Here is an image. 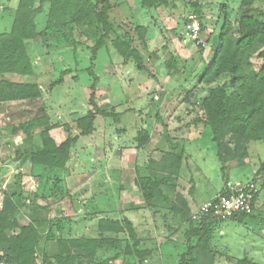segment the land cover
<instances>
[{
  "label": "rangeland",
  "instance_id": "obj_1",
  "mask_svg": "<svg viewBox=\"0 0 264 264\" xmlns=\"http://www.w3.org/2000/svg\"><path fill=\"white\" fill-rule=\"evenodd\" d=\"M174 1L175 7L168 15L164 7L154 12L143 7L140 0H113L110 14L116 28L101 48L97 43L103 31L96 20H89L73 30L46 29L50 5L45 2L36 18L39 35L24 41L33 75H4L5 79L16 83L32 82L41 93L31 99L0 103V206L2 192L13 193L20 187L25 200V207L18 215L22 224L28 223L24 216L33 214L35 206H43L44 210L37 214L46 220L41 251L55 252L60 237L97 238L100 220H109L121 225L131 222L140 241L152 240L150 252L165 248V251L184 254L187 246L182 245L188 219L169 208L164 194L158 204L147 202L156 204L155 207L149 206L135 186L138 175L149 173L147 158L153 152L156 158H161L163 151L182 154L185 165L179 175L184 177L185 187L163 186V193H168L172 199L182 191L188 202L194 197L200 204L218 190L221 192L228 181L247 183L254 179L260 190L257 208L264 212V141L250 142L248 163L230 165L225 183L212 131L201 121V103L210 86L199 83L197 64L201 59L205 61L199 67L204 71L206 62L212 59L213 50L206 40L223 21L221 5L226 4L234 22L233 31H237L242 14L241 0ZM190 1L202 5L206 27L198 39L202 49L184 30V18L194 10L186 8ZM39 4L40 0H36L34 7L38 8ZM19 5L20 0H0V34L12 31ZM254 7L262 8L263 3H255ZM136 24L149 27V46L138 45L145 52L147 67L144 70L132 61L126 64L112 44L118 33L129 31ZM172 56L176 70L167 67ZM252 61L257 68L262 65V60L256 56ZM89 68H93L94 75L89 73ZM224 80L225 77L219 83ZM92 88L96 91L98 105L115 110L120 117L97 115L96 131L83 136L78 120L89 111ZM158 112L161 119L157 118ZM26 121L29 122L28 132L19 130L14 134L12 126ZM147 125L149 138L155 135V144H148L139 151L137 137ZM46 129L56 144L78 136L72 144V156L62 170H49L30 161L31 153L42 150V133ZM119 150L124 156L117 153ZM189 182L196 184V195L190 194ZM195 211L191 215L193 220ZM248 225L230 219L220 222L214 246L221 264H235L244 256L264 264V231L259 229L260 225ZM127 233V230L112 231L106 236L123 238ZM111 250L101 252L102 257L111 256ZM115 263L138 264L135 254L121 255Z\"/></svg>",
  "mask_w": 264,
  "mask_h": 264
},
{
  "label": "trees",
  "instance_id": "obj_2",
  "mask_svg": "<svg viewBox=\"0 0 264 264\" xmlns=\"http://www.w3.org/2000/svg\"><path fill=\"white\" fill-rule=\"evenodd\" d=\"M140 1L143 7L154 12L164 7L168 15L175 7L174 0ZM45 2L50 5L46 29L73 30L80 24L89 23V20H96L95 22L103 31V36L97 43V47L101 48L106 44L109 34L116 28L110 14L114 8L113 0H40L38 8L34 7L36 0H20L12 31L0 34V76L3 77L0 80V103L31 99L41 94L34 83H16L5 79L4 75L7 73L33 75L31 60L24 41L39 35L36 18L42 12ZM259 2L263 3V7H254V4ZM225 5L220 7L221 13L224 14L223 21L219 23V18L218 29L214 30L206 40L213 50L212 59L206 62L204 71H200V65L205 62L201 59L196 70L199 83L210 86L208 95L201 103L203 110L201 121L212 131L217 155L222 163L221 172L226 183L228 163L236 161L237 165H245L250 157L248 147L250 142L264 141V0H241L242 14L238 20L236 32L233 31L234 22ZM186 8L194 9L189 15H195L199 19L201 34H203L206 27L203 23L202 5L197 1H190ZM188 17L183 21L184 30H186L185 23ZM147 34V25L136 24L129 31L118 33L113 39V46L124 58L126 64L132 61L139 69H146L145 58L138 45L142 47L147 45ZM194 42L199 49L203 48L198 39H194ZM253 56L262 60L260 67H255L252 61ZM167 67L170 70H176L173 56L167 61ZM89 73L94 75L93 68H89ZM223 77L225 80L219 83ZM62 81L63 78L59 83ZM96 96V91L92 88L88 101L89 111L78 120V127H81L83 136L91 135L95 131L97 115L120 117L115 110L112 112L100 107ZM156 115L161 119L159 112ZM19 130H23L22 133L28 132L29 122H20L17 126H12L14 134ZM141 131L137 137L139 148L144 147L149 138V131L146 128ZM49 132L46 129L42 133L43 148L31 153L30 161L33 165L59 171L65 168L71 158L72 144L77 141L78 136L69 137L64 142L56 144ZM182 160V154L164 151L161 152V158L151 157L147 166L149 173L138 175L135 186L146 204L149 201L158 204L164 194L163 198L169 202V208L188 219V228L184 234L187 251L181 255L179 264H214L219 256L214 246L215 232L220 227V222L225 219L210 213L193 220L188 200L182 193H177L173 199L168 193H163L164 185L174 189L177 187ZM251 181L256 182L253 179L247 183ZM50 182L55 183L51 180ZM20 188L13 193L6 191L3 193L0 207V259L10 264H111L121 255L135 254L137 263L144 264L150 249L141 247V241L137 238L131 222L121 225L109 220H100L97 238L60 237L56 241L55 252L41 251L40 241L45 231L46 220H44L45 217L42 219L37 214L44 208L41 205L35 206L34 213L29 215L30 221L22 224L18 215L25 207V200ZM221 192L227 196L225 186ZM259 193L260 190L257 187L250 212H236L228 219L246 226L250 223L260 225L259 229L264 231V212L261 209L260 211L256 204ZM156 204L148 205L155 207ZM251 229H254L253 226ZM126 230L127 236L123 238L106 236L108 232ZM111 245L112 248H108ZM107 249H112L111 256L104 258L102 253ZM227 259L230 260V258ZM235 264L261 263L244 256L236 260Z\"/></svg>",
  "mask_w": 264,
  "mask_h": 264
},
{
  "label": "built area",
  "instance_id": "obj_3",
  "mask_svg": "<svg viewBox=\"0 0 264 264\" xmlns=\"http://www.w3.org/2000/svg\"><path fill=\"white\" fill-rule=\"evenodd\" d=\"M185 28L191 38H200L201 23L195 15H189ZM256 190L257 185L254 181L249 183L228 181L225 185L227 196L223 192L218 193L216 197L208 200L195 211L194 218L212 213L221 219H228L236 212H250ZM0 264L10 263L0 259Z\"/></svg>",
  "mask_w": 264,
  "mask_h": 264
},
{
  "label": "crops",
  "instance_id": "obj_4",
  "mask_svg": "<svg viewBox=\"0 0 264 264\" xmlns=\"http://www.w3.org/2000/svg\"><path fill=\"white\" fill-rule=\"evenodd\" d=\"M145 25V24H144ZM148 26V25H147ZM148 29H149V27H148ZM147 42H148V40H147ZM148 45V44H147ZM149 46V45H148ZM142 52V54H144L145 52L144 51H141ZM147 130L150 128L149 127V125H147L146 127H145ZM150 130V129H149ZM95 131H96V129H95ZM152 131V130H151ZM52 133V132H51ZM150 134V133H149ZM53 135V134H52ZM154 137H155V135L154 136H150V138L148 139V142H147V144L144 146V147H142V148H139L138 147V149H139V151H142V149H144L148 144H155V141H154ZM118 154H121L120 153V150L117 152ZM124 153H122V156H124L123 155ZM72 156V155H71ZM151 157H154V158H156L155 156H154V152H153V155H149L148 156V158H147V161H149L150 160V158ZM123 160H125V158L123 159ZM188 163V162H187ZM186 163V164H187ZM248 163V162H247ZM246 163V164H247ZM250 163V162H249ZM184 160H183V164L181 165V168H180V171H181V169H183L184 168ZM230 165H237V162L236 161H230L229 163H228V169H229V167H230ZM58 171V170H57ZM181 173V172H180ZM181 175V174H180ZM179 175V180L177 181V188L178 189H180V187L182 188V187H185V182H184V177H182L181 178V176ZM238 180H240V179H238ZM191 181H192V179H191ZM190 181V182H191ZM183 182V183H182ZM190 182H189V185L191 186L190 187V189H189V192H190V194H195L196 195V184L194 183V184H190ZM241 182H242V180H241ZM244 183V182H243ZM221 190V189H220ZM220 190H218L217 192H215V193H213L211 196H209L207 199H204V200H201V203L200 204H202V203H204V202H206L207 200H209L210 198H212L214 195H216L217 193H219L220 192ZM2 193H4V192H2ZM181 193L183 194V196L185 195L186 196V194L184 193V192H182L181 191ZM197 196H199V194L197 195ZM187 197V196H186ZM2 204V203H1ZM195 204V205H194ZM200 204H197V202H196V200H195V198L193 197L192 198V201L191 200H189V202H188V205H189V207H190V209H192L193 211L192 212H194L195 211V209H197L198 208V206L200 205ZM1 207V206H0ZM191 212V213H192ZM24 217H27V219H28V222L30 221V216L29 215H25ZM165 240V239H164ZM164 240L162 241L163 243H164ZM150 242H152V240H150ZM150 242H148L147 241V239L145 240H142L141 239V244H143V245H145V248H147V249H151L152 248V246H149V244H150ZM162 242H161V244H162ZM183 244V243H182ZM184 245H185V242H184V244L182 245L183 247H184ZM147 246V247H146ZM161 250H154V252L153 251H151L147 256H146V258H145V260H144V264H178V259H180V256L183 254H181L180 252L179 253H177L176 251H171L170 250V252L169 251H165V248L163 249V248H160ZM156 251V252H155ZM154 253V254H153ZM181 254V255H180ZM116 262V261H115ZM111 263V264H116V263ZM170 262V263H169ZM214 264H221V262H219V260L216 258V260H215V262H214Z\"/></svg>",
  "mask_w": 264,
  "mask_h": 264
}]
</instances>
